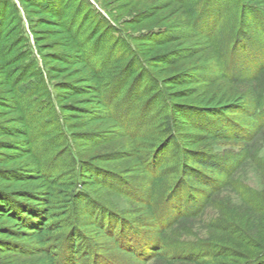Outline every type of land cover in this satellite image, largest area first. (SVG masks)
I'll return each mask as SVG.
<instances>
[{
	"label": "trees",
	"instance_id": "obj_1",
	"mask_svg": "<svg viewBox=\"0 0 264 264\" xmlns=\"http://www.w3.org/2000/svg\"><path fill=\"white\" fill-rule=\"evenodd\" d=\"M173 1L138 13L137 22L154 19L158 10L171 11ZM240 3L242 12L235 30L238 42L234 39L228 58L224 51L225 56L217 55V60L223 61L222 70L233 78H238L247 66L255 63L260 66L264 62L261 55L249 57L246 48L238 46L239 37L246 36L251 26L254 29L264 27V8L261 11L249 3ZM96 4L94 0H0V253L36 256L38 264H80L83 238L80 231L92 228L97 233L96 238L110 240L117 249L133 257L140 256L137 249L128 247L125 242L122 244L115 234L116 222L123 226L127 224L120 217L119 209L110 208L98 195L81 185H95L102 178L112 183L109 186L132 190L130 179L120 177L102 165V160L107 159L100 160L109 156L129 158L124 155L127 151L120 148L99 154L88 153V150L82 151L77 142L82 136L93 141V146L98 145L119 136L124 130L129 136H139L133 128L124 126L125 113L127 115L129 109L122 113L124 103L117 101L121 88L129 80L132 86L126 92L125 100L133 104L137 92H146L152 87L156 90L153 107L169 108L160 129L164 136L154 149L148 150L150 154L152 152L155 165L157 159L163 157L156 171L165 172L166 156L163 154L171 145L180 148V171L172 185L164 186L163 213L170 208L179 217L185 215L189 208L187 201L199 203L220 182L219 178L211 179L207 173L229 176L240 165V161L232 156L185 147L180 142L181 133L177 131L179 120L199 132L194 135L198 137L194 141L196 145L205 138L212 142L248 140L253 124L238 121L233 116L243 114L252 121L261 118L262 99L254 106L245 101L244 95L230 99L206 96L200 103L191 100L197 93L193 84L197 86L204 80L206 70L203 65L202 69L197 65H185L193 62L197 53H192L190 48L173 47L174 40L168 39L172 36L171 28L165 25L144 35L142 40H149L151 45L139 49L118 24V16L111 11H101ZM224 5V0H206L205 9L192 23L191 28L196 34L209 39L214 36L226 9ZM21 6L24 13L29 8L40 15L38 24L48 31L53 43L41 45L44 41L39 31L30 26L33 22L29 16L25 17L27 33ZM88 22H92L90 30L85 28ZM14 33L15 38L12 37ZM31 34L33 46L30 45ZM107 41L129 55L124 64H116L119 67L113 76L109 75L108 56L98 64L92 63L97 50ZM90 42L92 44L88 46ZM245 44L246 41L243 44L246 47ZM45 49L54 51L44 53ZM171 59L179 69L163 76L162 68L158 66L171 63ZM178 86L181 87L179 90L170 89ZM135 144L142 145V142ZM141 147L133 145L132 150L136 151H131L132 154L141 158L136 153ZM193 163L201 169L193 167ZM60 166L64 171L56 173ZM62 174L69 175L68 180L63 179ZM165 176L152 179L146 205L161 233L167 226L155 204L158 192L168 180L167 173ZM185 189L188 190L186 201ZM127 225L136 236L139 235L134 223ZM69 230L71 235L66 234ZM65 237L68 245L62 242ZM159 244L158 247L148 245L147 251L155 258L165 259L163 242ZM220 258L229 259L223 255ZM172 259L174 262L211 264L188 254L174 255ZM243 259L242 264H264V248L260 247L253 259Z\"/></svg>",
	"mask_w": 264,
	"mask_h": 264
},
{
	"label": "rangeland",
	"instance_id": "obj_2",
	"mask_svg": "<svg viewBox=\"0 0 264 264\" xmlns=\"http://www.w3.org/2000/svg\"><path fill=\"white\" fill-rule=\"evenodd\" d=\"M94 1H96V6L101 11H111L115 17L118 16V24L130 36V41L134 45H138L139 49H146L151 45L149 40H142L144 35L150 33V31L156 32L158 27L165 25L171 28L170 35L172 36H169L168 39L174 40L173 47L190 48L192 53H197L195 60L185 65H197L198 69H202L204 66L206 70L204 71V80L197 86L196 83L193 84L197 89V93L191 100L200 103L206 96L230 99L237 95H244L245 101L250 106L260 99L264 100V69H262L264 62L260 66L256 63L251 64L249 68L247 66L238 78H233L228 76L225 70H222L224 68L222 66L223 61L220 60L219 62L217 60L219 55L225 56L227 54L228 58L230 55L228 51L234 39L238 42L235 30L242 12L240 2L249 3L252 8L262 11L264 1L224 0L225 12L219 26L213 33L214 36L210 37V39L204 35L196 34V31L191 28L195 17L200 15L202 10L205 9L206 0H174L171 11L160 12L158 10V14L154 19L141 22L136 20L138 13L154 6L158 7L162 4L171 3L172 0ZM20 8L24 17L25 30H28V23L25 21V17L29 16L33 22L30 26L35 27L39 31V35L44 41L41 45L46 46L53 43L48 31L38 24L41 19L40 15L32 12L29 8L24 13L22 6ZM71 11L72 8L68 13ZM258 16L261 18L262 15L259 14ZM91 27L92 22H88L85 25L87 30H90ZM27 33L29 34L28 31ZM12 37L15 38L16 33ZM29 37L30 45L33 46L34 36L31 34ZM81 39H84V36ZM239 40L238 46L246 48L245 51L250 55L249 57L254 56L257 58L258 55L264 57V27L254 29L251 26L246 36L242 34ZM243 40L246 41V47L243 45L245 42ZM91 44L92 42L88 46ZM53 51L52 49H45L43 52ZM223 51L225 55H223ZM106 56L110 58V62L107 65V67L110 66L108 67V69L110 68L109 75L113 76L114 71L119 67H116V64H124L129 55L126 54V51L122 52V49L107 41L97 50L92 63L98 64ZM170 62L169 64H160L158 66L162 68L163 76L174 74L175 71H178L179 68L174 66L175 60L171 59ZM143 85L146 87L147 82ZM130 86H132V83L129 80L121 88L122 92L117 101L124 103V111L122 113L129 109L128 114L126 115L125 113L124 126L129 129L133 128L139 136H129L124 130L119 136L98 145L94 144L93 146L91 144L93 141L81 138L82 136H79L80 138H78L77 142L80 145V149L82 151L88 150V153L99 154L120 148L127 151V154L124 155H129V158L123 156L112 158L109 156L100 160L107 159L108 161L102 160V165L112 169L120 177L130 179L133 184L132 190L130 188L124 189L122 187L118 189L109 186L112 183L106 182L102 178L95 185H81L83 188L98 195L110 208L119 209L120 217L123 220L125 219L127 224L131 222L138 227L139 235L136 236L127 224L123 226L121 222H116L118 227L115 230V234L121 238L122 244L125 242L128 247L137 249L140 256L133 257L123 250L117 249L110 240L96 238L97 233L92 228H83L80 231L83 235L81 254H79L80 264H92L95 262L98 264H195L183 261L174 262L172 259L174 255L181 254H188L211 264H242L244 257H249L250 259L256 257L260 247L264 248V106L260 107L261 113L259 112V115L261 118H254V121L248 120L243 114L233 116L238 121L253 124L251 136L248 140L226 141L219 139L212 142L210 138H205L194 145V141L198 138L194 135L199 134V132L189 128L186 123L179 120L180 125L177 131L181 133L180 142L185 147L198 148L203 153L211 152L224 157L227 155L232 156L240 161V165L229 176L216 172L207 173V175L211 176V179H213L212 177L215 179L219 178L220 182L216 183V188L211 190L207 196L204 195L199 200V203L195 204L193 201H187L186 204L189 208L185 215L179 217L170 208H167L163 213V208L161 207L166 187L174 183L173 179H175L176 173L180 171V148L175 144L171 145L169 150L163 154L166 156L164 160L166 170L164 173L156 171L157 165L163 161V157L159 158L160 160L157 159L158 164L155 165L151 157L152 152L150 154L148 151L154 149L157 142L164 136L160 129L163 128V120L166 114L169 113V108L161 105L153 107L154 104L152 103L155 101L153 98L156 90H153L152 87L147 89L146 92H137L135 97H133L135 101L131 104V101L125 100L127 97H124ZM180 88L178 86L170 89L175 91ZM139 142H142V145L135 144ZM133 145L138 148L143 146L139 152H136L140 154L141 158L132 154V152L136 151L132 150ZM192 165L201 169L195 163ZM61 170L64 171L63 166L57 168L56 173H61ZM166 173L169 181L167 180L162 185V190L158 192V199L155 204L158 213L163 215V220L167 226L166 230L161 233L155 227V220L146 205H148L150 197L149 187L152 179L161 175H164L165 178ZM62 178L68 180L69 175L62 174ZM105 183L109 184L106 186ZM115 183L118 184L116 181ZM187 198L188 190L185 189L184 201ZM126 228H129V230ZM70 232L71 230L66 231V234L71 235ZM124 238L128 239L125 240ZM63 241L68 245L67 237L63 238ZM161 242H163L165 249V259H162V257L155 258L151 252L147 251L148 245L155 244L158 247ZM67 245L65 249H67ZM86 255L88 257L83 258ZM222 255L229 257V259H219ZM35 258L36 256L28 254L1 252L0 264H38Z\"/></svg>",
	"mask_w": 264,
	"mask_h": 264
},
{
	"label": "built area",
	"instance_id": "obj_3",
	"mask_svg": "<svg viewBox=\"0 0 264 264\" xmlns=\"http://www.w3.org/2000/svg\"><path fill=\"white\" fill-rule=\"evenodd\" d=\"M18 2V0H16Z\"/></svg>",
	"mask_w": 264,
	"mask_h": 264
}]
</instances>
